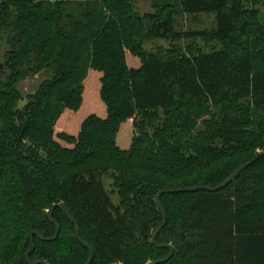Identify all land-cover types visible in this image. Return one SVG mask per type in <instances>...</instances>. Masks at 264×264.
<instances>
[{
  "label": "trees",
  "instance_id": "16d2710c",
  "mask_svg": "<svg viewBox=\"0 0 264 264\" xmlns=\"http://www.w3.org/2000/svg\"><path fill=\"white\" fill-rule=\"evenodd\" d=\"M251 0H5L0 5V264H148L167 188L220 185L264 152V59L247 36ZM253 2V1H252ZM254 3V2H253ZM211 27L178 29L180 18ZM247 38V39H246ZM219 42L209 52L144 49ZM6 70V71H5ZM52 77L19 108L28 74ZM8 71V74L6 72ZM6 76V78H4ZM211 116L196 133L187 111ZM163 111V116H161ZM75 118V119H74ZM75 120V123H72ZM150 129L152 131H150ZM119 173L122 204L102 176ZM159 264H264V155L219 191L165 193Z\"/></svg>",
  "mask_w": 264,
  "mask_h": 264
},
{
  "label": "rangeland",
  "instance_id": "374dc122",
  "mask_svg": "<svg viewBox=\"0 0 264 264\" xmlns=\"http://www.w3.org/2000/svg\"><path fill=\"white\" fill-rule=\"evenodd\" d=\"M136 1V11L140 15H144L149 12H154L152 7V0H135ZM254 3H253V2ZM246 7L251 11L256 13L255 20L251 23L253 28L249 36L251 41L253 40L254 48L256 49L255 61L261 62L264 59V0H251L246 3ZM202 23L193 21L192 17L185 16L180 18L177 28L178 29H190L198 27H211L214 24V15L212 14H201L200 15ZM246 38V39H247ZM5 48L0 49V63L4 61ZM170 49L173 47H180L184 50H187L188 47H193L195 52L197 51H206L209 52L213 48H220L221 44L219 42L206 43L202 39L192 40V39H183L181 41H172L164 39H154L144 42V49L149 53H157L161 48ZM0 69H5L4 65ZM6 71V70H5ZM8 74V71L6 72ZM52 77L51 70H43L36 74L26 75L18 84L16 85L20 93L22 94V99L19 102V108H22L28 101L29 95L34 94L40 87L41 83ZM6 78V76L4 77ZM190 113L195 122V131L196 133L206 129L207 123L210 121L211 116L204 113V110H194L191 109L187 111ZM161 116H163V111H161ZM75 119V118H74ZM72 123H75V120H72ZM150 131H152L150 129ZM112 174L110 176H102V180L106 190L109 192L111 199L117 205L122 203V197L119 191L120 182H119V173L115 170H111ZM124 207V205H123Z\"/></svg>",
  "mask_w": 264,
  "mask_h": 264
},
{
  "label": "water",
  "instance_id": "95a60500",
  "mask_svg": "<svg viewBox=\"0 0 264 264\" xmlns=\"http://www.w3.org/2000/svg\"><path fill=\"white\" fill-rule=\"evenodd\" d=\"M3 66V63H0V68ZM264 155V152H260L259 154H257L256 156H254L250 161L246 162L245 164L241 165L240 167H238L233 173H231L220 185L216 186V187H209V186H204V185H197V186H188V187H183V188H167L162 190L156 198V204L158 206V208L161 210L162 214H163V222L154 230L153 234H152V242L159 248L161 247H167L170 249V254L167 257L164 258H160V259H155L153 261H150L148 264H159V263H165L167 261H169L173 255H174V247L171 243H163L160 244L157 242V237L158 234L160 233L161 229L166 225L167 222V213L164 209V207L161 204V196L165 193H178V192H189V191H194V190H209V191H219L222 190L224 188H226L232 181H234L245 169H247L248 167H250L251 165H253L260 156ZM56 207H60L61 209H63V211L75 222V232H76V236L79 239V241L81 243H83L84 245L88 246L91 252V256L89 261L86 264H91L93 257H94V252L93 249L89 246V244L84 241L80 234H79V223L77 222V220L68 212V210L66 209V207L61 204V203H57L54 204L50 207V209L48 210V216L49 219L51 221H53V211ZM56 233L53 237H44L40 232L33 230L30 233V238H31V245L32 247L26 252L25 254V258L26 261L29 264H48V262L46 260H37V261H30V254L34 251L35 249V243H34V235H37L40 239L42 240H55L58 237L59 231H60V227L59 225L56 224Z\"/></svg>",
  "mask_w": 264,
  "mask_h": 264
},
{
  "label": "built area",
  "instance_id": "2783aa9c",
  "mask_svg": "<svg viewBox=\"0 0 264 264\" xmlns=\"http://www.w3.org/2000/svg\"><path fill=\"white\" fill-rule=\"evenodd\" d=\"M5 0H0V5L4 2Z\"/></svg>",
  "mask_w": 264,
  "mask_h": 264
},
{
  "label": "crops",
  "instance_id": "0c3cea01",
  "mask_svg": "<svg viewBox=\"0 0 264 264\" xmlns=\"http://www.w3.org/2000/svg\"><path fill=\"white\" fill-rule=\"evenodd\" d=\"M143 1H145V0H143Z\"/></svg>",
  "mask_w": 264,
  "mask_h": 264
}]
</instances>
